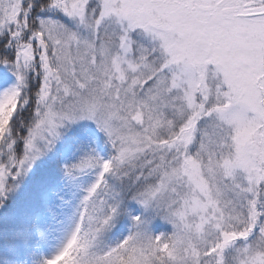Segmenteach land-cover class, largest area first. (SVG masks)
<instances>
[{
  "label": "snow or ice",
  "instance_id": "1",
  "mask_svg": "<svg viewBox=\"0 0 264 264\" xmlns=\"http://www.w3.org/2000/svg\"><path fill=\"white\" fill-rule=\"evenodd\" d=\"M0 67V264H264V0H0ZM81 121L112 152L62 164L73 212L15 215Z\"/></svg>",
  "mask_w": 264,
  "mask_h": 264
},
{
  "label": "rangeland",
  "instance_id": "2",
  "mask_svg": "<svg viewBox=\"0 0 264 264\" xmlns=\"http://www.w3.org/2000/svg\"><path fill=\"white\" fill-rule=\"evenodd\" d=\"M14 82L15 77L11 74V72H5L2 67H0V89L10 86ZM35 83V81H32L30 84V94L35 91ZM29 119L30 111L26 108L19 114L15 128L16 133L20 135L25 134L26 129L19 124V120H23L24 123H27ZM89 151H94L105 158L111 154L112 149L107 141L105 133L99 130L91 121H81L72 125L71 128L64 131V135L57 143L54 151L36 162L33 171L30 173L29 178L24 185V189L20 197L13 205V208L16 207L15 210H17L20 215L30 213L34 208H38V210L42 213V219L47 221H52L53 219L59 220L65 215H70L83 195L82 188L86 187L92 181L93 176L91 173L82 177L75 185L71 182L62 181L61 177L56 183L49 184L46 192L42 194L45 195L46 198L41 200L40 197L38 202L30 200V197H33L30 188L37 186L39 181L49 175V172L51 171L46 170L45 168L46 164L49 165L47 163L48 161L52 163L51 165L54 170H61L63 163L75 162L81 155ZM53 188L56 190L55 195L51 194V189ZM23 202L30 203L26 209L23 208ZM19 205L21 206L17 208ZM131 207L134 208L136 212L140 211V209L134 204ZM18 215L19 214H17V216ZM129 227L130 221L122 216L116 223L115 227H113L111 231L106 234L104 242H117L127 235ZM151 228L156 233L169 232L171 230L170 225L160 219L153 221ZM52 243L54 245L55 241ZM51 251L52 247H45L43 254L47 255Z\"/></svg>",
  "mask_w": 264,
  "mask_h": 264
},
{
  "label": "trees",
  "instance_id": "3",
  "mask_svg": "<svg viewBox=\"0 0 264 264\" xmlns=\"http://www.w3.org/2000/svg\"><path fill=\"white\" fill-rule=\"evenodd\" d=\"M47 163L49 165L46 164L45 168H46V170L51 171V172H49V175L46 176L45 178H43L41 181H39V183L37 184V186L30 188L31 194L33 196V197H30V200L33 201V202H38V200L40 199L41 195L49 187V184L56 183L62 177V171L60 169L54 170L52 168V165H51L52 163L49 162V161ZM29 204H30L29 202H25L23 204V208L26 209ZM21 205L17 206V208L20 207ZM15 209H16V207L12 208V211L15 210ZM13 213L15 215L19 214L18 216H20V213L17 210L13 211ZM22 213H24V212H22Z\"/></svg>",
  "mask_w": 264,
  "mask_h": 264
}]
</instances>
